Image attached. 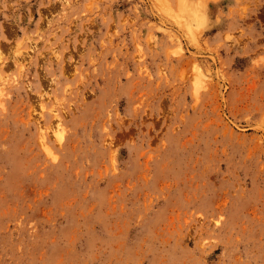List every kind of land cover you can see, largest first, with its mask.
<instances>
[{"label":"rangeland","instance_id":"374dc122","mask_svg":"<svg viewBox=\"0 0 264 264\" xmlns=\"http://www.w3.org/2000/svg\"><path fill=\"white\" fill-rule=\"evenodd\" d=\"M186 1L0 0V264H264V0Z\"/></svg>","mask_w":264,"mask_h":264},{"label":"bare ground","instance_id":"6f19581e","mask_svg":"<svg viewBox=\"0 0 264 264\" xmlns=\"http://www.w3.org/2000/svg\"><path fill=\"white\" fill-rule=\"evenodd\" d=\"M185 2L187 3V1L186 0H180V5H182V6H180V7H182L181 9L182 10H185V9H183V7H184V4H185ZM186 5V4H185ZM185 12V11H184ZM194 14H196V13H194ZM29 53V52H28ZM22 57V56H21ZM1 58V57H0ZM24 58V57H23ZM25 59H26V57H25ZM24 60V59H23ZM27 60V59H26ZM18 62V61H17ZM21 69V68H20ZM0 77H1V75H0ZM1 79H3V78H1ZM3 93V92H2ZM1 94V93H0ZM1 95H3V94H1ZM0 95V96H1ZM52 111V110H51ZM55 111L53 110V113H54ZM55 114V113H54ZM55 116V118H54V121L53 122H46V120H45V118H44V125H42V126H40V129H41V131H46V130H51V132L54 134V136H55V138H56V140L57 141H61L64 137V130H63V122H62V115H60V114H55L54 115ZM39 118H42V117H39ZM43 133V132H42ZM43 136V135H42Z\"/></svg>","mask_w":264,"mask_h":264}]
</instances>
